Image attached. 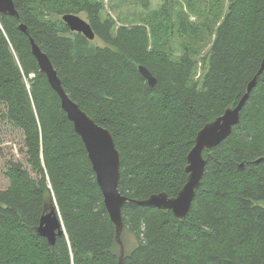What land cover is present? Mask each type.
Here are the masks:
<instances>
[{"label": "trees", "instance_id": "1", "mask_svg": "<svg viewBox=\"0 0 264 264\" xmlns=\"http://www.w3.org/2000/svg\"><path fill=\"white\" fill-rule=\"evenodd\" d=\"M13 1L19 18L0 15V105L24 136L30 169L10 162L9 186L0 189V264H119L116 226L85 144L41 72L30 38L71 100L112 133L121 154L120 193L135 201L161 193L176 198L188 182L197 135L237 107L261 70L264 0H187L191 9L208 4L202 26L183 12L174 20L167 5L146 22L119 24L104 15L101 0ZM123 1L151 8V0ZM190 12L200 17L203 10ZM68 14L85 16L95 40L72 32L63 21ZM203 29L212 41L198 60ZM176 34L190 42L182 54L168 46ZM140 66L157 79L155 87ZM204 158L206 172L185 219L126 203L123 264H264V73L240 123ZM51 207L66 231L54 245L36 232Z\"/></svg>", "mask_w": 264, "mask_h": 264}, {"label": "water", "instance_id": "2", "mask_svg": "<svg viewBox=\"0 0 264 264\" xmlns=\"http://www.w3.org/2000/svg\"><path fill=\"white\" fill-rule=\"evenodd\" d=\"M0 15L19 18V13L13 0H0ZM63 21L69 26L72 32L80 33L90 41L95 40L96 35L91 25L82 17L68 14L63 17ZM20 29L29 35L25 25H21ZM30 42L33 55L39 64L41 72L47 76L50 85L59 95L62 109L67 114L68 119L73 123L76 133L85 144L88 157L96 174L98 185L104 196L106 209L111 221L116 226L117 243L121 253L119 264H123L125 246L122 242V234L124 231L122 211L126 203L129 202L139 206L171 211L179 220H183L188 216L196 197V191L206 172L207 161L204 158V153L224 143L232 134L234 127L240 123L241 111L250 93L256 86L258 77L264 73V61L261 70L249 84L247 93L240 100L237 107L228 109L224 115L207 124L197 135L195 146L188 156L189 165L187 167V173L189 174V179L178 196L176 198H169L167 194L161 193L153 195L144 201H135L129 200L119 191L121 181V154L116 148L112 133L97 124L78 104L71 100L63 88L58 73L48 56L42 52L32 38H30ZM139 70L142 76L148 81L149 86L152 88L155 87L157 79L152 73L144 66H140ZM243 167L244 165L241 166V168ZM36 232L46 238L50 245L55 244L57 237L66 235L61 216L55 207L49 208L43 215Z\"/></svg>", "mask_w": 264, "mask_h": 264}, {"label": "rangeland", "instance_id": "3", "mask_svg": "<svg viewBox=\"0 0 264 264\" xmlns=\"http://www.w3.org/2000/svg\"><path fill=\"white\" fill-rule=\"evenodd\" d=\"M101 1H103L105 4L104 15H111L116 21L119 22V24L123 22L130 24L135 21L146 22L149 20L151 15L155 13L161 14L166 5L170 11H173L174 20L176 19V12H183L182 16L185 18L187 16L189 22L196 23L197 26H202L206 19L205 16L208 15V4H206L204 1L197 2L194 6H192L193 9H191L187 0H151V8L148 12L143 11L142 8H137L132 4H127L123 0ZM224 2L227 4L228 0H224ZM192 10H203V13L200 17H196L195 15L191 14L190 11ZM80 17L86 20L85 16L80 15ZM204 31V34L206 35L205 40L200 47H198L199 43L196 46L199 50L198 52L200 53V55L197 56L198 60L207 54L208 48L212 41L210 36L211 33L206 30ZM188 41L186 39L179 38V36L176 34L172 35L168 46L173 48L177 54H182L183 51H185V46L190 44ZM97 44L99 46H105L101 40H97ZM201 76L202 67L201 64H199L195 81H198ZM6 112V108L0 105V189L2 190H6L9 186V179L6 174L10 162H21L30 169V166H28L27 163L24 136L20 130L13 127V125L4 118L3 114ZM124 238L126 243L128 242L130 245L135 243V240L128 235H125Z\"/></svg>", "mask_w": 264, "mask_h": 264}]
</instances>
